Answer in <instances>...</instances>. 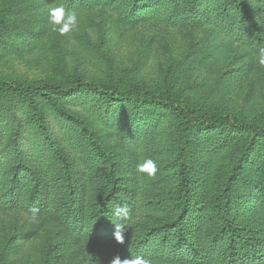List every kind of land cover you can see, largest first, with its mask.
I'll use <instances>...</instances> for the list:
<instances>
[{
  "label": "trees",
  "instance_id": "1",
  "mask_svg": "<svg viewBox=\"0 0 264 264\" xmlns=\"http://www.w3.org/2000/svg\"><path fill=\"white\" fill-rule=\"evenodd\" d=\"M263 1L115 0L111 8L119 10L124 23L211 25L233 43L258 54L264 49ZM48 2L86 10V5L102 1ZM97 44L99 48L100 41ZM105 65L106 77L97 83L75 80L62 87L51 81L0 80V209L27 216L38 209L37 213L57 220L78 237H105L122 259L145 256L166 263L188 259L264 264V241L244 238L236 226L230 178L217 184L201 211L194 207L201 163L193 152L197 133L206 129L213 131L219 146L236 136L224 158L230 171L238 165L244 168L254 145L264 143V126L222 113L220 99L193 82L183 63L167 73H153L155 77L129 71L116 74ZM116 103L129 108L124 117L152 104L170 112L177 140L176 154L169 162L176 170L175 197H160L146 183L136 191L128 189L113 154L93 127L98 119L115 126L111 106ZM126 128L135 131L129 122ZM139 133L152 134L147 129ZM254 198L264 210V193L257 192ZM116 207L127 208V220L113 215ZM120 222L128 226L122 244L113 236V223Z\"/></svg>",
  "mask_w": 264,
  "mask_h": 264
},
{
  "label": "rangeland",
  "instance_id": "2",
  "mask_svg": "<svg viewBox=\"0 0 264 264\" xmlns=\"http://www.w3.org/2000/svg\"><path fill=\"white\" fill-rule=\"evenodd\" d=\"M101 1L86 5V10L71 8L80 15L78 29L61 36L48 25V11L56 5L47 0H0V80L51 81L66 87L75 80L103 81L106 63L116 74L129 71L139 77H155L153 73H167L170 67L183 63V71L193 82L220 99L222 113L239 122L264 126V67L257 62L259 53L252 54L233 43L211 25L191 22L169 26L157 21L127 24L122 22L119 10L114 12L111 8L116 5L115 0ZM111 108L115 126L98 119L93 127L113 154L128 189L136 191L146 183L160 197H175L176 170L169 162L176 154L177 140L170 112L152 104L141 108L139 114L124 117L129 108L123 103ZM128 122L135 131L126 128ZM141 129L152 134L140 135ZM196 136L193 152L200 160L201 170L194 207L201 211L217 184L230 178L236 226L244 238L264 241V210L254 198L257 192L264 193V143L254 145L248 154L249 165L234 166L230 171L225 149L234 145L237 137L219 146L211 129ZM149 158L157 164L155 176H139L135 171L137 163ZM239 169L241 178L236 175ZM29 217L18 210L0 209L3 264H109L112 257L120 256L105 237H78L57 220L39 213L35 222ZM151 261L208 264L188 259L172 263Z\"/></svg>",
  "mask_w": 264,
  "mask_h": 264
},
{
  "label": "clouds",
  "instance_id": "3",
  "mask_svg": "<svg viewBox=\"0 0 264 264\" xmlns=\"http://www.w3.org/2000/svg\"><path fill=\"white\" fill-rule=\"evenodd\" d=\"M80 23V15L75 10L65 9L63 6L52 7L48 11V25L50 30L63 36L78 29ZM257 62L260 66L264 67V49H261ZM136 173L139 176L146 175L147 177L155 176L157 172V164L152 159H145L142 163H137ZM38 209H33L29 219L33 222L37 220ZM113 215L117 219L127 220L128 210L126 207H116ZM114 232L113 236L117 243H124V234L128 230V226L123 223H113ZM109 264H152V261L145 256H136L135 258L121 259L119 255L112 257Z\"/></svg>",
  "mask_w": 264,
  "mask_h": 264
}]
</instances>
